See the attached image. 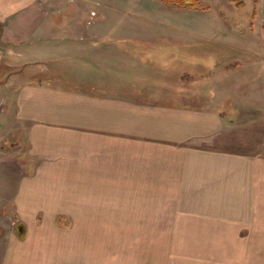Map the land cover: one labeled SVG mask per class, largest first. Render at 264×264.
<instances>
[{
	"label": "crops",
	"instance_id": "obj_1",
	"mask_svg": "<svg viewBox=\"0 0 264 264\" xmlns=\"http://www.w3.org/2000/svg\"><path fill=\"white\" fill-rule=\"evenodd\" d=\"M87 4L0 0V119L25 137L29 158L60 166L0 194L18 196L2 210L56 214L52 222L18 220L24 245L8 247L0 264H100L89 234L77 247L73 213L142 214L143 229L156 230L143 264H264L259 91L252 83L245 93L239 79L231 83L237 93L223 82L209 94L174 92L180 82L159 84L167 92L110 91L115 83L95 79L89 61L132 51L101 47L98 31L83 29Z\"/></svg>",
	"mask_w": 264,
	"mask_h": 264
},
{
	"label": "rangeland",
	"instance_id": "obj_2",
	"mask_svg": "<svg viewBox=\"0 0 264 264\" xmlns=\"http://www.w3.org/2000/svg\"><path fill=\"white\" fill-rule=\"evenodd\" d=\"M87 6L83 29L97 30L99 37L95 40L101 47L114 50L125 47L132 51L127 56L116 52L109 54L113 59L89 61L93 67L90 73H96L95 79L117 83L106 85L110 91L120 88L130 91L139 85L156 88L161 83L180 82L182 85L174 92L181 89L192 94H209L223 82L237 93L238 84L231 83L239 79L246 87L245 93L251 91L253 83L252 89L259 91L260 103L264 104V0H198L197 7L182 8L166 5L161 0H88ZM187 82L196 85L189 86ZM163 86L159 88L167 92ZM225 94L231 96L229 91ZM6 110L7 103L0 98L1 117ZM27 151L25 137L16 133L10 120L1 118L0 176L8 180L3 183L0 180V194H7L13 189L12 184L21 182L18 179L39 172L40 168H60L43 166L37 159L29 158ZM17 198L5 196L0 200V263L8 247L24 245L14 233L18 220L35 223L42 217L41 221L52 222L56 215L21 213L19 208L7 205L2 210L4 204ZM72 215L79 218L75 222L77 247H81L82 240L87 243L89 234L92 246L97 247L100 264H124L127 260L143 264V251L156 247L155 239H151L156 230L143 229L142 214ZM110 216L113 218L108 220ZM66 263L77 264L72 260Z\"/></svg>",
	"mask_w": 264,
	"mask_h": 264
},
{
	"label": "trees",
	"instance_id": "obj_3",
	"mask_svg": "<svg viewBox=\"0 0 264 264\" xmlns=\"http://www.w3.org/2000/svg\"><path fill=\"white\" fill-rule=\"evenodd\" d=\"M164 4L173 6V7H197L198 6V0H161ZM22 227H19V229Z\"/></svg>",
	"mask_w": 264,
	"mask_h": 264
},
{
	"label": "water",
	"instance_id": "obj_4",
	"mask_svg": "<svg viewBox=\"0 0 264 264\" xmlns=\"http://www.w3.org/2000/svg\"><path fill=\"white\" fill-rule=\"evenodd\" d=\"M0 56H1V52H0Z\"/></svg>",
	"mask_w": 264,
	"mask_h": 264
}]
</instances>
